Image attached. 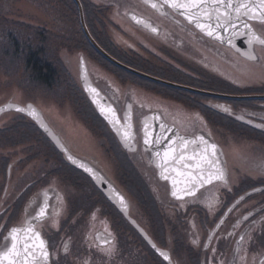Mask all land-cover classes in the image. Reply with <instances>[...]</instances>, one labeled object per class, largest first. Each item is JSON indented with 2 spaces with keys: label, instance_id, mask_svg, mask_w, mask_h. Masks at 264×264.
<instances>
[{
  "label": "flooded vegetation",
  "instance_id": "obj_1",
  "mask_svg": "<svg viewBox=\"0 0 264 264\" xmlns=\"http://www.w3.org/2000/svg\"><path fill=\"white\" fill-rule=\"evenodd\" d=\"M81 2L82 5L83 3L91 2L95 7V13H101L105 21L103 25L102 21L100 22L99 20L100 28L98 30L100 33L95 28L90 29L87 23L93 37L96 40L99 37V41L103 43L100 37L106 35L108 40L107 45L112 46V49L120 53L122 51L133 53V51L132 49L129 51L121 45L120 41L124 39L123 36L122 39H117L119 36L116 40L114 39L113 31H111L116 26V23L111 19L113 14L121 18L128 29L138 27L147 33L158 36H161L165 32L167 35L178 38L177 47H180L182 50L185 49L192 54L194 52L198 53L201 58H204L206 53H210L207 59L209 57L212 59L208 65L228 78L223 77L217 72H211L209 68L207 70L225 80L230 86H234V83L229 78L235 80L241 76V73H247L245 70L250 69L251 66L249 64L264 66V57L260 53V50L264 51V47L253 45L251 51L256 57L254 60L248 59L243 55V51L247 52L249 48L247 43L245 47L241 44V39L247 41V29L243 28L241 22L239 23L244 30V34L239 33L240 28L236 21L235 29L229 28L226 30V33L238 40L233 41L231 45H227L214 39L215 34L208 36L205 31H202L196 27V24L189 21L182 14L183 12H178L167 5L163 8H152L150 3H146L145 0H81ZM151 2L159 5L161 0H151ZM125 5L126 10L121 11L120 9ZM244 20L247 21V17H244ZM248 23H251L257 33L261 37H264V24L256 21H248ZM152 28H155L156 31H153ZM216 31L222 36L225 29L219 28ZM234 32L239 34L233 35ZM195 39L200 41L197 42ZM99 41L97 42L99 43ZM110 41L113 45L110 44ZM198 44L203 45L202 48ZM82 58L85 59L93 81L94 85L92 88H99L107 97L106 102L100 100L97 106L87 95L82 83ZM97 66L100 69L104 68V66H99V64ZM222 68L233 72L235 77L227 76L221 70ZM79 80L82 91L93 108L91 113H98L108 127L110 126L109 123L100 113L109 112L102 111V107L114 109L116 116L120 120V124L124 125L128 123L126 115L131 113V124L136 133L135 148L128 149L118 138H116L118 141L114 142V147L109 144L105 147L108 150V154L110 153L115 156L114 151H117L118 157H115L116 164L119 167L120 181L124 186L129 185L123 182L127 181L130 176V167L134 169L136 177L140 181L138 185L140 189L137 190L145 193L146 191L149 192L156 202L157 221L149 222V225H147L144 221L145 218L143 219L146 213L144 208L140 212L141 215L136 214L133 203L124 187L120 184L119 180H116L107 172V168L102 164L101 160H104L103 157L99 160L98 155L94 152L81 153L78 150H74L46 117L45 120L52 128L56 140L52 139L40 128L29 115H24L23 112L16 110L5 111L4 113H20L29 122L35 123L38 131L43 133L48 146L52 148L54 154L57 156L56 160L59 164L56 163L54 165L49 162L44 175L29 182L13 200L8 202L9 205L7 207L4 209L0 208V213L3 212L2 216L4 215L3 220L0 222V250L10 246V241L6 239L9 237V235H6L10 233L9 230L13 227H26L27 222L31 221L34 225V230L40 233L41 238L47 244L49 251L48 264H98L99 255L97 254L102 253L104 249L110 248L113 249L111 256L102 254L106 258L107 264H262L264 262L263 174L255 176L256 178L252 174L243 176L241 178L242 182L239 181L233 189L228 190L232 197L227 201L224 198V194L225 188L227 189V185L230 184L229 174L225 178L200 189L193 196L175 199L171 193L170 180L161 177L160 168L153 161L160 162L162 160L161 157L164 151L161 145L164 143L159 140L156 143H152L153 147L151 144H144L142 131L144 121L148 120L151 124V130L156 134L173 132L187 139L204 137L216 141L212 136L210 129L212 127H209V130L198 128L196 132L183 130L184 116H177L178 114L172 109L162 111L156 110L153 106L150 107L144 100L137 97L135 90L127 89L122 91L105 74H96L91 71L90 65L83 55L80 57ZM196 88L204 89L201 87ZM246 88L244 89L246 90ZM204 90L217 92L210 89ZM250 94L264 93L242 92V94L237 95ZM204 95L210 97L202 99L201 107L189 106V108L201 113L207 123H211L213 126V122L204 113H226L229 118L244 128H253L264 132V118L253 115V113H264V100L254 99L253 102L248 104L234 103L233 107L226 103L225 98ZM162 97L169 101L174 100L165 96ZM188 112L186 111V113ZM170 113H175V116ZM186 119H190V117L187 116ZM160 125H164L163 132L160 130ZM110 131L113 132L111 128ZM113 134L117 137L114 132ZM165 144H168V142ZM218 144L221 148L220 158L224 160L228 171L229 167L222 150L223 147L219 142ZM157 152L161 153V157H157ZM174 153L178 154L181 152L175 151ZM165 164V166H170L173 165V162L167 161ZM9 166L10 163L7 167L9 171L6 173L5 182L0 189V200L6 196L8 197L7 192H9V188L14 183V175ZM64 168L74 172L77 177L82 179L80 180L82 182L81 187H77V197H80L79 192L83 193L80 199L75 197V200H73L77 212L72 215L70 209L74 208L70 205L66 216L65 190L69 185H65L64 178L59 175L61 171L58 172L57 170L63 169L64 172ZM199 168L197 167V170ZM243 178L251 180V183H254L253 186L248 189L244 188ZM97 181H102V184L105 182L107 188L101 183H97ZM131 187L135 189L136 184L133 182ZM215 187H220L221 191L217 192L216 195L209 194ZM127 189L129 190V186H127ZM248 191H254L253 195L258 194L257 197H252L253 195ZM120 197H123V204L120 201ZM20 199L21 201L18 204ZM98 199L102 201L115 220L111 218L108 221V228L99 227L96 229L92 235L93 242L88 241L89 243L87 244L85 239L90 240V237H85V243L80 245L76 243L79 239L77 237L74 239L72 233L73 231L81 230L82 225L86 224L82 222V218L86 220L88 216L97 210ZM125 200H127V203ZM45 202L47 204L45 210L47 216L39 221V218L33 220V217L37 215L39 208ZM231 206L233 207L231 208ZM229 208L231 209L229 210ZM128 214L136 222L130 221ZM16 215H18V219ZM15 217V220L9 222L10 219H14ZM213 230L215 231L212 234ZM99 233L102 244L97 239V234ZM241 236L244 237V240L240 239ZM65 245H67V251H65ZM84 251L87 252L82 256L81 253ZM161 253H166L168 258L165 259ZM241 257H244V259L241 260Z\"/></svg>",
  "mask_w": 264,
  "mask_h": 264
},
{
  "label": "rangeland",
  "instance_id": "obj_2",
  "mask_svg": "<svg viewBox=\"0 0 264 264\" xmlns=\"http://www.w3.org/2000/svg\"><path fill=\"white\" fill-rule=\"evenodd\" d=\"M124 9L126 10V5L120 10L123 11ZM92 19V26L100 33L98 30L100 28L99 20L100 22L102 21L103 25L105 24L101 13L93 15ZM111 19L116 23V26L111 30L113 31L114 39L116 40L118 36L119 38L117 39H122L123 36L124 39L120 41L121 45L129 51L132 49V55H139L137 57L146 59V61L135 60L136 63L137 61L142 63L137 66L151 73L153 72V74L155 73L157 77L231 95L242 94L245 91L244 88L249 86L264 85V66L253 64H249L251 66L250 69L245 70L247 73H241V76L237 78L238 80L235 79V81L229 78L234 83L231 88L225 89L214 84L210 86L207 83L200 82L197 78H204V71L209 73L208 68L211 72H217L216 69L208 65L212 59L211 57L207 59L210 53H206L205 57L201 58L198 53L194 52L195 54H192L185 49L182 50L177 47V37L167 35L165 32L161 36L153 35L138 27L128 29L123 20L114 14ZM94 21L97 22L94 23ZM84 34L79 7L78 9L75 8L70 0H0V105L10 101L23 105L28 103L35 104L74 150H78L81 153L94 152L98 155L99 160L103 157L104 160H101L102 164L107 168V172L116 180H119L124 187L133 203L136 214L141 215V210L145 209L146 213L143 219L145 218L144 221L147 225H149V222L157 221V210L153 208L152 203L147 198V194H144L145 192L137 190L139 195L132 193L131 185L134 179L131 172L128 180L123 182L129 185L124 186L121 183L119 167L115 158L118 157L117 151H114V156L113 154H108L106 149L107 144L114 147V141L107 135L101 124L93 122L91 117L87 118L85 115L87 112H83V109H87V107L79 93V90L82 89L79 80V64L82 55L86 57L91 71L96 74H105L122 91L127 89L135 90L137 97L144 100L150 107L153 106L156 110L162 111L172 109L178 114L177 116H184L183 130L196 132L198 128L209 130V127H212L210 128L212 136L223 147L222 150L229 167L228 177L230 184L227 185V189L225 188L224 194L226 201L232 197L228 190L233 189L243 176L252 174L256 178L258 175H264L262 173L264 172V132L253 128L246 129L233 121H229L230 124L226 118H222L220 124L212 121V126L211 123L206 122V119L197 110H193L189 106L175 100H166L164 97L157 95V93L150 92L149 89L143 86H138L133 80H130L136 79L131 73L105 65L101 59L97 58L93 51L87 47L86 34ZM100 38L103 44L107 45L106 35ZM195 41L199 42L200 40L195 39ZM99 43L106 50L100 41ZM198 46L202 48L203 45L198 44ZM108 52L112 55L110 51ZM260 53L264 57V51L260 50ZM33 55L39 56L43 64L45 63L43 61H46L53 65L52 67H54L55 71L52 82L44 83L39 80V73L29 63V59ZM113 56L115 57L114 54ZM136 63L134 64L136 65ZM96 64L102 65L104 68L100 69ZM170 65L179 69V73L177 72L173 75L162 74L155 69H167ZM221 70L227 76L235 77L233 72L224 70V68ZM217 73L226 77L220 72ZM122 75L129 79H122ZM193 76L197 78L194 79L192 78ZM253 99L264 100V98ZM224 100L231 106L234 103H240L231 98H225ZM180 111L182 112L180 113ZM186 111L192 113H186ZM89 113L91 112L89 111ZM170 114L175 116V113ZM253 115L264 118V113H253ZM187 116L190 119H186ZM225 116L228 117L227 114ZM22 119H25L24 121L27 123L29 122L20 113H3L0 115V189L5 182L6 173L9 171L7 169L9 163V168L10 170L12 169L14 175L13 186L7 192L8 197L6 196L0 200L1 209L7 207L9 205L8 202L13 200L29 182L44 175L49 162L54 165L57 163V156L52 148L48 146L43 133H40L36 127L35 129L33 126L26 125ZM116 141L118 140L116 139ZM163 147H166V145L164 144ZM57 170L58 172L61 171L59 175L64 178L65 185H69L65 190L66 211L72 205L74 209L70 210L75 213L77 210L73 200L78 195L77 187H81V185L76 186L74 182L78 180L82 184L80 181L82 179L70 170L65 169L64 172L63 169ZM136 182H134L136 184L135 188L140 189L138 181ZM243 183L246 189L254 184L251 183V180L244 178ZM155 184L157 183L155 182ZM127 186H129V190ZM219 191H221L220 187H215L209 194L216 195ZM249 193L253 195L254 191ZM79 195L81 197L83 193L79 192ZM136 195L140 196L141 200L137 199ZM257 195L255 194L252 197H257ZM80 197L77 198L80 199ZM20 201L21 199L18 204ZM97 203V210L88 216L86 220L82 218V222L86 224L82 225L81 230H76L72 233L74 239L76 237L79 239L76 243L80 245L84 244L85 240L87 244L89 243L88 241L93 242V232L99 227L108 228V221L111 218L115 220L100 199H98ZM2 213H0V222L4 217ZM67 213L68 211L65 216ZM16 217L17 219L19 218L18 215ZM16 217L10 219L9 222L15 220ZM85 237H90V240L85 239ZM85 252L87 251H84L81 255L83 256ZM102 254H105V249L102 253L97 254L99 255L98 264H107V260Z\"/></svg>",
  "mask_w": 264,
  "mask_h": 264
},
{
  "label": "snow or ice",
  "instance_id": "obj_3",
  "mask_svg": "<svg viewBox=\"0 0 264 264\" xmlns=\"http://www.w3.org/2000/svg\"><path fill=\"white\" fill-rule=\"evenodd\" d=\"M145 2L150 3L152 8H163L167 5L168 7L177 10L184 9L185 11L182 14L185 15L189 21L195 22L196 27L205 31L208 36H213L215 34L217 39H222V37L216 29H235L236 21L241 20V17H247V21L241 20L243 28L247 29L246 40L249 51L245 54L249 57V59H256L255 55H253L251 51L253 45H260L261 47H264V37H261L257 33L251 23H248V21H256L260 24H264V0H161L159 5L155 2H151V0H145ZM192 9H196L197 11L193 13ZM201 17H204L205 22H201ZM213 17H215L214 25L211 23ZM152 30L156 31L155 28ZM237 34L239 33H233V35ZM228 42L231 43V39H229ZM95 91L96 90L93 89V92ZM17 110L23 111V109ZM101 110L111 113V122L114 123V125H119L117 130L118 132L122 131V135L126 141L134 140L135 135L132 132L131 113L126 115L128 123L124 125L120 124V120L116 116L115 110L111 107L106 109L102 107ZM225 111H227V109H225ZM160 130L163 132L164 125H160ZM142 131L143 142L146 145L156 143L163 138L153 137L151 124L148 120L144 121ZM199 141L205 145V148L201 153L200 160L204 164L208 165L209 168L214 167V161L209 159L208 149H211L210 155L215 157L216 145H209L203 137H199ZM173 143H175V141H173ZM184 143L187 144L188 142L185 141ZM175 151L176 149L169 145L168 149L164 151L162 157L160 152L156 153L157 157H161L163 160V163L160 165L162 169L161 175L167 171V169L164 168V163H166L169 159L175 158L172 155ZM180 158L183 159V156ZM200 166V163L196 165V167ZM164 178L168 179L167 176H164ZM214 178L220 179L222 177L211 171H209L206 176L202 172L199 177H193L191 183L203 186L204 183H211ZM173 184H176L175 180H173ZM194 192L195 188L193 187L189 189L186 194L194 195ZM172 194L175 196L177 195V192L173 191ZM120 201L122 204L124 203L123 197H120ZM46 207L47 204L45 202V204L39 208V212L33 217V220L44 217L46 215ZM6 239L10 241V246L0 250V264H48L49 251L46 246V242L41 238L40 233L34 230V225L31 221L27 222L26 227H13L10 230L9 237ZM240 239L244 240V237L241 236ZM65 251H67V245H65ZM112 253L113 249L111 248L105 250V255L107 256H111ZM161 255H163L165 259L168 258L166 253H161ZM243 259L244 257H241V260ZM262 264H264V262H262Z\"/></svg>",
  "mask_w": 264,
  "mask_h": 264
},
{
  "label": "water",
  "instance_id": "obj_4",
  "mask_svg": "<svg viewBox=\"0 0 264 264\" xmlns=\"http://www.w3.org/2000/svg\"><path fill=\"white\" fill-rule=\"evenodd\" d=\"M79 10H80V16H81V22H82V26L83 29L85 31L86 36L88 37L89 41L91 42V44L101 53L103 54L106 58H108L110 61H112L113 63H115L116 65L122 67L123 69L130 71L136 75H139L141 77L168 85V86H172V87H177L180 89H184V90H188V91H192V92H196V93H200V94H207V95H212V96H217V97H225V98H236V99H251V98H264V94H250V95H231V94H225V93H219V92H214V91H209V90H204V89H200V88H196V87H192L189 85H185V84H181V83H177V82H172L166 79H162L160 77H157L155 75L149 74L147 72H144L142 70L136 69L120 60H118L116 57H114L113 55H111L107 50H105L98 42L97 40L93 37V35L91 34L87 23H86V19H85V12H84V8L82 5L81 0H75ZM176 11L178 12H184V9H179ZM197 10L196 9H192V12L195 13ZM241 20H244V17H241ZM241 20H237L238 24H239V28H240V34H244V30L242 28V26L240 25L239 22H241ZM193 22V21H191ZM201 22H205L204 17H201ZM236 22V23H237ZM195 24V22H193ZM211 23L215 24V17H213V20L211 21ZM142 24V22H141ZM153 29V28H152ZM243 36V35H241ZM222 39H217L216 36H214L213 38L216 40H219L227 45H231L233 43V41L235 42L238 39H234L232 37H230V34L226 33V30L224 31V33L222 34ZM229 39H231V43H229ZM247 43V41H245L244 39H241V44L243 47H245V44ZM248 45V44H247ZM248 52V51H247ZM245 51H243V55L247 58H249L245 53H247ZM253 54V53H252ZM81 77L83 80V86L85 88V91L87 92L88 96L90 97V99L93 101V103L97 106V104H99L100 100H103L104 102H106V95L103 94L101 92V90L97 87H95L94 89L96 90L95 92H93V88L92 86L93 81L90 77L88 68H87V64L85 62V59L82 58V63H81ZM31 106V107H29ZM17 109H23V113L29 115L39 126L40 128H42L52 139H55V134L52 130V128L49 126V124L47 123V121L45 120V116L42 113V111L33 103H28L27 105H23V104H19L16 102H7L3 105L0 106V115H2L5 111H11V110H16ZM106 120L107 122L110 124L111 128L113 129V131L116 133V135L118 136V138L120 139V141L122 143L125 144V146H127L128 149H134L135 145L134 142L136 141V133L134 132V128L132 125V132L135 135L134 140L131 141H126L122 135V132L119 131L118 132V128L119 125H114V123L111 122L112 120V115L111 113H100ZM128 122V120H127ZM153 137H163L162 139H160L162 141V143H166L168 142V144H165L166 147H163L164 144L161 145V148L163 149V151H165V149L167 150L169 145H171L173 148L176 149V151H179L181 153H172V155L175 157L174 159H169L168 162L172 161L173 165L170 166H165L166 164L164 163V168L167 169V171L164 172L163 175H161V177L163 179L164 176H167L168 179L170 180L171 183V193H173V191L177 192V195H173L175 198H186L188 196H192V195H188L186 194L187 191L191 188H195V192L194 195L197 194V192L215 182L218 180H221L222 178H225L227 176V168L225 166V162L223 159L220 158L221 155V148L220 146L214 142L213 140H211L210 138H204L205 141L208 142L209 145L211 144H215L216 145V155L215 157H212L210 155L211 153V149H208L209 152V159H212L214 161V167L209 168L208 165L204 164L201 160H200V156L201 153L203 152L205 145L202 144L199 141V137L198 138H193V139H187V138H183L181 137L179 134H175L173 132L170 133H153ZM182 138V139H181ZM173 141H175V143H173ZM187 141L188 143L185 144L184 142ZM128 145H127V144ZM168 145V146H167ZM151 146L153 147V144H151ZM152 150L154 151V149L152 148ZM161 151V150H160ZM161 151V152H163ZM183 156V159H181L180 157ZM155 162V164L160 168V173L162 172V169L160 167L161 163H163V160H161L160 162H157L156 160H153ZM200 163L201 166L199 168V170H197L196 165ZM211 171L214 174L220 175L222 178L220 179H212L211 183H204L203 186H199L198 184H193L191 183L192 178L193 177H199L200 174L203 172L205 174V176L207 175V173ZM98 173V172H97ZM99 174V173H98ZM102 179V178H101ZM173 180L176 181V184H173ZM102 182V181H101ZM100 181H97V183H101ZM102 184V183H101ZM105 188H107L105 182H103L102 184ZM127 203V200H125ZM120 204V203H119ZM234 206V204H233ZM231 206V208L233 207ZM229 208V210L231 209ZM47 216V214L44 217H40L38 219L42 220ZM128 217L130 219V221L132 222H136L133 218H131V216ZM218 227V226H217ZM216 230V229H215ZM212 232V234L214 233V231ZM211 234V236H212ZM9 235V234H8ZM41 236V235H40ZM97 239L99 240V243L102 244V242L100 241V233L97 234ZM47 246V244H46Z\"/></svg>",
  "mask_w": 264,
  "mask_h": 264
},
{
  "label": "trees",
  "instance_id": "obj_5",
  "mask_svg": "<svg viewBox=\"0 0 264 264\" xmlns=\"http://www.w3.org/2000/svg\"><path fill=\"white\" fill-rule=\"evenodd\" d=\"M70 2H72L73 6L78 9V7L76 5V2L74 0H70ZM83 6H84V12H85L86 21H87L90 29L91 28L94 29V27L92 26L91 19L93 18V15L96 14L95 11H94V8L95 7H94V5L91 2H87L86 4L83 3ZM96 38H97V36H96ZM85 39L87 41L86 42L87 43V47L91 51H93V54L96 55L97 58L101 59V61H103L105 63V65L113 66L117 70L124 71V72H127V73H131L137 80L134 79V78L133 79H130V80H133L136 84H138L140 86H143V87L149 89L152 92H155V93H157L159 95H162V96H165V97L174 99V100H178V101L184 102L187 106H190V107L191 106L201 107L202 106V99H205V98H209L210 97V96H206L204 94H199V93H195V92H192V91H188V90H184V89H180V88L171 87V86H168V85H165V84L156 82V81H152V80L143 78V77H141L139 75H136V74H134L132 72H129V71L123 69V68H119L117 65H115L111 61H109L105 56H103L90 43V41L88 40L87 36H85ZM97 39H99V37ZM110 44L113 45V43L111 41H110ZM104 46H105V48L108 51H110L112 53V55L114 54L115 57L118 58L120 61H122V62H124V63H126L128 65H131L132 67H135L137 69H140V70H143V71H145L147 73H150L152 75H155V73L153 74V72L151 73L150 71L145 70V69H142V68H140V67L137 66L138 64L141 63V62H138V61H140V60L141 61L142 60L143 61H146V59L144 57H137L139 55H132V53L124 52V51H122L120 53L117 50L112 49L111 48L112 46H110V45H104ZM122 56H124V57H122ZM135 60H138L137 63L135 62ZM43 62H45V63L43 64L41 62L40 57L37 56V55H33L29 59L30 66L32 65L33 68H35L36 71L39 73V76H38L39 77V80H41L44 83H50L53 80L55 69H54V67H52L53 65H51L50 63H48L46 61H43ZM133 62L136 63V65ZM155 69L158 70V72H160L162 74H169V75L176 74L178 72V70H179V69H177L173 65H170L169 68H167V69L166 68L165 69H163V68H155ZM203 77L204 78H202V79H198L195 76H193L192 78H194V79L197 78L198 81L203 82V83H207L210 86H212L214 84V85H217V86H221V87H223L225 89L231 88L233 86V85L230 86L225 80L221 79L220 77L216 76L215 74H213L211 72L206 73L204 71ZM121 78L124 79V80L129 79V78L123 76V75L121 76ZM79 91H80L79 93H80L82 99L84 100L83 102L86 104V107H87V109H83L84 110L83 112H87V113H85V115L87 116V118L88 117L89 118L91 117V120L93 122H96L99 125L101 124L104 127V129L106 130L107 135L112 139V141L117 142L114 134L110 131L109 127L107 125H105L104 121L102 120V117L98 113H89V111L90 112L93 111V108L91 107V104H90L89 100L86 98V96L83 93L82 89L79 90ZM244 92H246V93H264V85H262V86L259 85V86H250V87H247ZM232 100L238 101L240 103H250V102H253L254 101V99L253 100L252 99L251 100H249V99H246V100L232 99ZM204 114H205V116L208 117V119L210 121H214L215 123L218 122L219 124L222 122L221 121L222 118H226V120L228 121V123H230L229 121H233L231 118L225 116L226 113H204ZM22 120H23V122L26 125L28 124L29 126H33L34 128L37 126L35 123H31V121L27 123V122L24 121L25 119H22ZM37 130H38V128H37ZM130 172L133 175L134 182L137 183L136 181H138V183H140V181L136 177V172L134 171V169L132 167H130ZM135 179H136V181H135ZM74 183H75L76 186L81 185L78 180H75ZM131 189H132V187H131ZM132 193H135V194L139 195L137 193V189L136 188L135 189H132ZM145 194H147V198H148L149 202L152 203L153 208H155L157 210L156 202H155L154 198L152 197V195L149 192H147V191H146ZM137 195H136L137 199L138 198L140 199V196H137ZM72 215H73V213H72Z\"/></svg>",
  "mask_w": 264,
  "mask_h": 264
}]
</instances>
